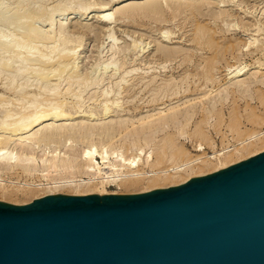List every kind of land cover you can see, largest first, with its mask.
<instances>
[{
    "label": "bare ground",
    "instance_id": "obj_1",
    "mask_svg": "<svg viewBox=\"0 0 264 264\" xmlns=\"http://www.w3.org/2000/svg\"><path fill=\"white\" fill-rule=\"evenodd\" d=\"M113 1L117 3L115 4ZM186 1H182V3L185 2L183 4L181 1L168 3L166 8H163V4H158V2L157 4L150 2L152 3L151 5L148 4L150 10L148 9L147 11L151 15L159 12L165 13L166 10L173 11L172 13L174 14L175 11L183 9L184 14L190 15L193 20L194 18H200L199 16H204L200 11V5H198L199 0ZM218 1L226 2L229 0ZM231 1L234 2V0ZM33 2L32 4L31 0H24L21 3L22 6H20L22 10L16 8L18 0H11L10 5L3 3L5 5H3V8L9 9L11 12L12 10L17 11V16H20L21 19L22 17H27L25 20L19 18V20L15 21L13 27H10L11 30L7 27L10 24L5 23L1 17L2 15H0V198L16 201L20 197H33L35 199L40 193L44 195L55 194V192L63 189H69L73 191V194L94 193L101 195L109 193L107 190L109 185H115L118 188H136L145 184L150 187L156 185L157 182L174 180L185 176L181 180V183H183L191 178L189 176L196 173L195 171L200 174L205 171L211 173L231 165L230 162L234 156L249 157L260 152L261 150L259 151V149H264V146L259 147L264 142L263 129L239 139L233 144L214 149L210 154L203 153L183 161H178V158L184 152L182 145L177 141L178 136L175 137L177 134L173 136L171 133H167L165 137L154 142L155 149L153 152L146 153L144 151L145 146L147 147L148 143L153 140L152 134L147 135L148 133L166 130L167 125L172 124L177 130L176 132L180 133V135L182 133L183 136L185 134L182 131L183 128L186 129L188 125L189 127L192 126L189 123L197 112H205L207 114L214 112V105H204L203 98L209 95L206 92L204 93L206 95H201V98H199L200 103H202L199 108H196L191 103L192 101L189 104L186 103V106L183 104L184 109H179L175 105L177 103H173L174 106L171 104L167 109L159 106L160 108L158 107V111L154 115H148L146 118L139 120L138 123L143 128L136 130L135 133L138 137L145 135L143 138L145 145L134 147V152H125V134L122 136L121 134L127 131L129 127L134 126L133 123H119L118 120L115 125L111 121L113 124L111 125L110 121L106 123L104 119L110 114L118 115V111H123L120 106L122 99L134 100L139 92H142L140 99L150 93L147 99L144 98L147 103L153 102L154 105L164 104V102L158 103L159 96L161 97L162 94L164 96L178 82H175L172 75L170 78H162L160 82H158L160 79L158 80L157 77L162 72L171 71L169 69L173 70L171 63L177 58H179L176 61L177 68L181 67V71L186 74L188 67L184 63L192 62L191 60L195 58L196 53L194 54L193 51L191 54H188V52L186 54V52L183 53L181 50L182 53L179 50L171 51V49L167 50L159 47L158 53L154 57L149 58L148 55L144 56L148 49L145 46L141 48V41L140 44L133 40L131 46L134 49L140 46V51L138 50L136 53L134 51L131 58L134 61L139 60L141 67L135 68L133 65L132 67H126L125 64H128L130 59L128 63L125 62V58H122L121 62L115 63L116 61L113 58L116 55L117 58L123 57L125 53L120 55L119 52H122L123 48L116 44L114 36L109 35L108 37H110V40L112 39V43L109 48L111 53L108 52L111 57H108L110 58L109 60L113 61L112 63L113 65L115 64V67L113 66L114 69H110L109 64L111 61H106V58L107 64L102 67L103 71L92 76L89 73L82 72L83 68L80 69L78 63L83 42L81 36L74 35L75 32L79 31L78 28L74 26L73 29L75 30H72L73 35H71L67 31V22L61 18L54 30L52 26L55 22V12L62 14L73 13L71 16H75L74 13L78 12L79 18L84 20L90 11L89 9L95 8L97 19L109 28L113 22L115 23L118 20L115 14H119L117 16H120L119 18L130 19L132 17L135 18L140 13H142L143 17L145 12L137 9L131 10L133 6L132 8L119 6L122 3H128L126 0H112L110 1L111 5L108 4L109 2L101 3L102 5L100 6L98 4L99 7L92 6L90 1H78V4L73 2L78 5L76 8L71 6L72 4L64 2V4L53 6L52 10L49 7L50 11L47 12L41 10L46 9V7L41 8L44 4L43 0ZM93 4L96 5L95 3ZM148 5L147 7H149ZM249 8H244V6L239 8L238 6V15L228 10L205 14L212 18L213 25L219 23L218 21L220 20L225 21L229 17L240 18L239 21L241 22L233 23L232 25L228 23V27L229 25L233 26L234 30L241 31L248 37L246 42L242 44H236V40L233 41L234 39L223 38V35L219 36L214 26L200 25L201 21L193 26L194 32L191 31L193 33L191 36L192 42L200 45L201 49L203 48L206 53L210 54L207 56L200 55L199 61H196L198 63H195V65L192 63L197 71L201 70L200 74L202 76L200 78L204 81L213 80L212 71L219 62L217 60L227 52L232 53L233 50L239 49V51H244L246 54L258 51V53L261 52L264 55V10L258 14V16L262 15L258 18L256 16L253 17V13ZM5 10L3 11L5 12ZM3 11L1 10L2 13ZM8 12L10 11L5 12V15H8ZM12 14L16 13L13 12ZM174 16L175 14L172 18ZM190 16L188 17L190 18ZM39 17L43 24L49 25L48 29L46 28L45 30L40 26L34 25L35 23L32 22L33 18ZM250 17L258 19H253L254 22L251 21L250 23L243 21ZM163 18L160 19L163 20ZM5 19L7 20V18ZM227 20L229 19H226V22ZM82 27L84 26L82 25ZM222 29L224 28L222 27ZM160 33L166 36L168 31H161ZM221 37L223 38L222 40ZM259 37L262 38L259 39ZM128 47L126 48L129 50L130 48ZM251 49H254V51ZM99 63L98 61V65ZM260 63L256 66L258 71L261 65L264 64V62ZM248 66L250 64L244 62L236 67L235 65H227L229 74L232 75L231 77L238 78L235 85H243L242 87H244L246 83L239 80V77L249 70ZM261 76L264 77V73ZM188 78L190 77L186 74L181 80L186 81ZM251 78L253 79V77ZM254 80L256 79L254 78ZM249 88H246L245 91L248 92ZM149 97L151 98L148 100ZM258 100L264 104V94H261ZM217 109L219 108L217 107ZM217 109L216 111H218ZM95 117L96 121L94 120ZM230 117L231 121L228 128L237 131L236 114H232ZM257 117L259 118V116ZM76 118L81 120L76 121ZM84 119L85 121H83ZM91 121L97 123L99 121V124L90 123ZM101 121L105 122V124L100 123ZM206 123L208 124V122ZM194 130L198 133L201 140L207 141L198 124L195 125ZM114 131H117L116 134L120 136V139H116L119 141L118 146H115L113 141L116 135ZM96 132H100L103 137L98 140L93 139ZM78 143H81V147L79 149L74 148L75 144ZM133 145L135 144L132 143ZM62 149L66 151L61 152ZM39 152L42 153L40 156H38ZM165 159L172 160L174 163L166 167L155 168ZM146 167L149 169H145Z\"/></svg>",
    "mask_w": 264,
    "mask_h": 264
},
{
    "label": "water",
    "instance_id": "obj_2",
    "mask_svg": "<svg viewBox=\"0 0 264 264\" xmlns=\"http://www.w3.org/2000/svg\"><path fill=\"white\" fill-rule=\"evenodd\" d=\"M0 264H264V150L140 193L0 202Z\"/></svg>",
    "mask_w": 264,
    "mask_h": 264
},
{
    "label": "rangeland",
    "instance_id": "obj_3",
    "mask_svg": "<svg viewBox=\"0 0 264 264\" xmlns=\"http://www.w3.org/2000/svg\"><path fill=\"white\" fill-rule=\"evenodd\" d=\"M23 1L18 0V3L20 2L19 3L20 5L17 3L16 8L21 9L22 7H20V6H22L21 3H23ZM33 1L36 2L37 0H31L32 4L34 3ZM45 1L43 0L44 4L41 8L46 7V9L44 8L45 10L44 9H41V10L47 12V11H50L49 9L52 10V8H54L55 5L64 4V2H67L70 5L72 4L71 6H74V8H76L78 6L77 4L79 2L90 1V3H92V6L99 7L100 5H102L101 3H108L109 2L108 4L111 5L110 1H112V0H82V1L78 0L79 2L77 0H75V1L69 0L70 2L68 0H45ZM126 1L129 4L128 3H122L119 6H123L122 8H124V6H128V7L132 8V6H133V8L131 10H133V9L141 10L142 12H145V13H143L144 16L142 17V15H141L142 13H140L135 18L132 17L133 19L132 18H130V19L125 18L124 19V18H119L120 16L117 17L119 14H115L116 19H118V20L115 23L113 22L109 28V27L105 26L104 23L100 22L97 19L96 9L90 8L89 9L90 11L87 13V17L84 20H81L79 18L78 12L74 13L75 16H71V15H73V13L72 14H70V13L62 14L59 12H55L56 13L54 15L55 16L54 17L55 22L52 26V28L54 27L53 29L55 30L57 27L56 25L59 23V20L62 18L63 20H65L67 22L68 27H69V28L67 27V31H69V33H71V35H73L72 30H75V29H73V27L75 26L78 28L79 31L75 32L76 34L74 33V35L81 36L82 41H83L82 45H81V52H80L81 57H79L78 63H79L80 69L83 68L82 72L89 73L92 76H95V74L96 75L100 74V71H103L102 67H104L105 64H107L106 61H108L110 59L109 57H111L110 56L111 52L109 51V48H110V44L112 43V41H111L112 39L110 40V37H108L109 35L114 36V39L116 38L115 39L116 44H118V46L120 48H123L122 52L121 51L119 52L120 55L125 53V55H123V57L120 56L119 58H117V55H116L113 58L116 61L115 63H117L118 61L121 62L122 58H125V62L128 63L129 59H130V62L128 64H125L126 67H132V65L135 68H138V66L141 67L140 62H138L139 60L134 61L131 58V57H133L132 53L134 51H135V53L138 50L140 51L139 45H138L139 47H135L137 50L134 49L133 46H131L133 40L137 41L138 43H140V41H141V43H142V44L140 43L141 48H142V46L143 47L145 46V48L148 49V52L146 51V54L144 56L148 55L149 58L154 57L155 54L158 53L159 47L160 48L163 47V49H167V50L171 49V51H175V50L180 51L181 50L183 53L186 52V54H187V52H188V54H191V53H193V51H194V54L196 53L194 56L195 58H193V60H191L192 62H189V63L185 62L184 63L188 67V72L186 74H188L190 77L186 80L187 82L185 80H181L186 74L183 73V71H181V67L177 68L176 61L179 58H177L175 61H173L171 63L173 65V66L171 65L173 67V70L169 69L171 67L168 68L172 72L171 71L162 72L164 74L161 73L157 77L158 80L160 79L158 82H160L162 78H170L172 75L175 82H178V83H175L174 88H172L170 91L166 92L164 94V96H163V94L161 95V97L163 99L159 96L158 103L164 102V104L154 105L153 102H150L151 104L147 103L144 100L147 99V97L150 95V93L144 97L145 99L144 98L140 99L142 92H139L136 95V98L134 100H132V99L123 100L122 99L121 104L122 103L123 104L122 105L120 104V106H121V110H123V111H120V112L118 111V113H117L118 115H116V114L111 115L110 114L109 116H107L104 119L106 123L107 122L109 123V121H110L111 125H113L111 121H113V123L115 125L118 123V120H119V123H126V124L133 123L134 126H132L131 128L129 127L127 129V131H124L121 134V136L123 134H125V135L127 134V136L124 135V140L125 139L127 140V141L125 140V142H126L125 152H128V153L134 152V150H135L134 147L145 145L144 141H143V138L145 137V135H143V136L140 135L138 137L137 134L135 133L136 130H141L143 128V126L138 123L139 120L146 118V116H148V115H154L158 111L159 106L167 109L169 106H171V104H172V106H174V104L177 103L175 105H177V107L179 109L180 108L184 109L183 107L186 106L185 104L186 103L189 104L192 101L191 103H193V105L196 106V108L197 107L199 108L202 104V103H200L199 98H201V95L202 96L206 95V94H204L206 92H208L209 95H207L208 97L206 96L205 98H203V101L205 103L204 105L205 106L214 105V108H215L214 112H211L212 114L210 113L211 116H210V114H207L205 112H201V113L197 112L195 114V116H193V118L191 119V121L189 123L192 126L189 127V125H188V126H186V129L183 128L182 131H184L183 133H185V134H183V136H182V133L180 135V133L176 132L177 130L173 127L172 124L167 125L168 127H166L167 128L166 130H163V131L157 130L154 133L153 132L148 133L147 135L152 134L153 140L151 143H148L147 147L145 146L144 151L146 153L153 152L155 149V143L154 142H157V140H159L160 138L165 137V135L167 133H171L173 136L177 134L175 137L178 136L177 141H178V143H180L182 145V149L184 152V154L178 158V161H183L186 159H191V158H194L196 156L202 155L203 153L210 154L214 149H220L222 146H225L228 144H233L239 139H243L252 133H255V132H258V131L264 129V104H262L261 101L258 100V99H260V95L264 94V83H262V82H264V77L261 76L262 73H264V69H263L264 64H262V62H264V55L261 54V52L258 53V51L246 54V53H244V51H239V49L233 50L232 53L227 52L223 57H221V58H219L220 56L218 57L219 60H217V61H219V62L215 65V68L212 71L213 80L207 81L208 82L207 83L202 78H200V76H202L200 74L201 70L197 71L194 68L195 66H193V65H195V63H198L196 61H199L198 58H200V55L201 56H207L210 54L206 53V51L203 48L201 49L200 45L193 43L191 40V38H192L191 36L193 34L191 31L194 32L193 26H195V24H199L201 21L200 25L204 24V25L214 26L217 30L218 35L219 36L223 35L222 36L223 38L226 37L227 39H232V40L234 39L233 41L236 40L235 41L236 44H242V43L246 42L248 37L245 34H243V32L234 30L235 28L233 26L229 25V27H228V23L232 25L233 23L241 22V21H239L240 18L239 19L237 17L235 18V16L229 17V18H226V19H229V20H227V22H226V19H225V21L220 20L221 22L218 21L220 24L216 23V25L215 24L213 25L212 18H209V16H207L205 14H208L211 12L212 13L213 12L218 13V12H220V10L221 11L222 10H228V11H230V12L232 11V13H234V14L236 13V15H238V13H237L239 11L238 6H239V8L244 6V8L250 7L249 10L253 13V17L256 16L259 18L262 15L258 16V14H260L261 11L264 10V9H261V8H264V0H234V2H232L231 0H229V1L225 0L226 2H220L218 0H199L198 5H200V9H201L200 11L204 15L203 16L204 18L199 16L200 18H194V20L190 15H188L186 13L184 14L183 9H179V11H175L174 12L175 16L173 18H172V16L174 15L172 13L173 11L171 12V11L166 10L165 13L159 12L158 14H152V15H151V13L149 14L147 11L150 8V6L148 4H150V5L152 4L150 2H153V4L154 3L157 4V2H158V4H163V6H164L163 8H166V4H168V3L171 4V3L176 2V1H179V2L181 1V3H182V1H184V0H173V1L172 0H126ZM10 2H11V0H0V9L2 11L5 10L6 8H3V7L7 4H9ZM73 2L74 3L76 2L77 4L75 5ZM113 2H115V1H113ZM93 3H95L96 5H94ZM116 3L117 2H115V4ZM183 3H185V2H183ZM98 4H99V6H98ZM145 4H147L149 7H147V5L145 7ZM11 5H13V4H11ZM136 6H138V8H136ZM145 9H146V11H144ZM1 10H0V15H2L1 17L4 19L5 23H8L11 25V26L10 25L7 26V27H9L8 29L11 30L10 27L11 28L13 27V23L15 21L19 20V18L21 19V17L17 16L18 15L17 11L15 12L12 10V12H11V10L6 9L7 11H10V12H8L9 14L7 13L8 15H5L6 14L5 12H7L5 10V12L3 11V13H4V15H3ZM13 12L16 14H12L13 15L12 16L11 13H13ZM89 14H91V15H89ZM150 15L152 18L150 17ZM164 16H165V18H163ZM188 16H190L191 19ZM153 17L155 18V20ZM5 18H7V20ZM25 18H27V17H24V18L22 17L21 20H25ZM28 18H30V17H28ZM160 18H163V20L164 19L165 20L163 21ZM167 18H168V20H167ZM258 18H256V19H258ZM253 19L256 20L255 18L250 17V18L244 19L243 21H245V22L247 21L248 23H250L251 21L254 22ZM198 20H199V22H198ZM209 21H211V22H209ZM32 22L35 23L34 24L35 26L36 25L38 27L40 26L41 28H43L45 30H46V28L47 29L49 28L48 24L42 23L43 21H41L40 17L36 18V19L33 18ZM225 22L227 25L225 24ZM82 25L85 28L82 27ZM222 25H224L225 27ZM106 27L108 28V30H106L107 29ZM190 27H191V29H190ZM217 27H219L218 29L221 32L218 31ZM222 27L224 29H222ZM220 29H222V30H220ZM225 30H226V32H225ZM161 31L162 32L168 31L167 35L169 37L167 35L166 36L162 35V33H160ZM188 35L190 36V39H189ZM222 37H221V40L223 39ZM261 38L262 37H259V39H261ZM126 47L130 48L129 49L130 51ZM195 49H196V52H195ZM199 49H201V50H199ZM251 50L254 51V49H251ZM108 52H110V53H108ZM106 58H107V60H106ZM194 60H195V62H194ZM98 61L101 63V65H100V63L98 65ZM110 61H111V63L109 64V66H110L109 68L112 69L113 66L115 67V64L113 65V63H112L113 61L109 60V62ZM257 61H259V63L261 61L260 64H262L260 67L261 69L259 68V71H258V68L256 67L259 64V63H257ZM102 62L104 63V65ZM243 62L246 64H250V66H248L249 70L245 74H243L242 76L239 77V80H242L243 83H246L244 85V87H242L243 85L242 86L241 85H235L238 78L231 77L232 75L229 74V71L227 69V65H235V67H236L237 65H239L240 63H243ZM130 63H132V64H130ZM192 63H194V64L192 65ZM167 64H168V62H167ZM92 65H93V67H92ZM85 70H88V71H85ZM251 77H253V79ZM254 78L256 80L258 79V81L254 80ZM203 82H204V84H203ZM247 83H249V84H247ZM255 84L256 85L258 84V85L256 86ZM238 87L239 88L241 87V88L239 89ZM246 88H249L248 92L245 91ZM175 89H176V92H175ZM232 89H233V91H232ZM238 89H239V91H238ZM184 90H186V91H184ZM169 92H171L172 94ZM240 92H241V94H240ZM244 93H246V94H244ZM170 94H171V96H170ZM222 96H223V99H222ZM151 97H149L148 100ZM162 100H164V101H162ZM90 104H92V103H90ZM183 104H184V106H183ZM122 106H124V107H122ZM217 107L219 109H217ZM216 109L218 111H216ZM205 114H207V115H205ZM232 114H236V120L235 121L237 122V125H238L237 131L231 130L228 128V125L231 121L230 116ZM257 116H259V118ZM255 117H257V118H255ZM76 119H77L76 121L81 120L78 118H76ZM94 120L96 121V117L94 118ZM104 120H102V121H104ZM124 120H128V121H124ZM83 121H85V119ZM95 121H91L90 123L94 122L95 124H99V121H98V123ZM102 121L100 123L105 124V122H102ZM115 121H117V122H115ZM206 122H208V124ZM196 124H198L199 127H201V130L205 134L207 141L201 140L199 138L198 133L194 130ZM173 130H175V131L173 132ZM116 132H115V134H116ZM118 135L119 134H116L115 137ZM132 135H133V138H132ZM94 136H93L94 137L93 139H95V140L101 139L103 137V135H101L100 132L94 133ZM99 136H100V138H99ZM115 137H114L113 141L115 142L114 143L115 146H118L119 141H117V140L120 139L119 138L120 136H118L116 138ZM135 139H137V140H135ZM129 141H131V142H129ZM209 141H210V143H209ZM127 142H129L130 144ZM132 143H134L135 145L132 146ZM261 146L262 147L264 146V142L259 145V147H261ZM80 147H81V143L75 144V146H74V148H76V149L77 148L79 149ZM262 149L263 148L259 149V151L264 150V149L263 150ZM64 151H66V150L62 149L61 152H64ZM41 154L42 153L39 152L38 156H40ZM246 157L247 156H240V157L234 156L232 158L230 164L236 163L242 159H245ZM173 163H174V161L165 159L161 164L155 166V168L166 167V166L172 165ZM145 169H149V168L146 167ZM195 172L196 173L191 174L189 177L192 178L195 176L205 175L208 173L207 171H205L206 173L203 172V174H200L198 171H195ZM183 177H185V176H183ZM182 178H177V179L169 180V181L157 182L156 185H153L150 187H147L148 185H145V184H143V186H139L136 188H125V187L118 188L115 185H109L107 187V190L109 191V193H117V194H123V195L132 194V193H140V192L149 191V190H152L155 188L168 187V186L180 184L182 182L181 181ZM63 190L62 191L60 190L59 192H55V194H73V191H71L69 189H63ZM66 190L67 191L69 190V191L67 192ZM101 195H103V194H101ZM41 196H44V194L40 193V194H38L37 197H41ZM33 199H34L33 197H28V198L20 197V198H18V201H16V200H8V199L0 198V202L14 204V205H23V204H27V203L31 202ZM12 201H14V202H12Z\"/></svg>",
    "mask_w": 264,
    "mask_h": 264
}]
</instances>
